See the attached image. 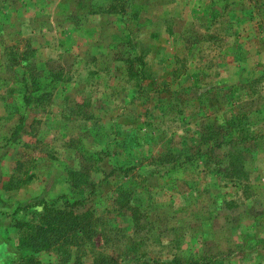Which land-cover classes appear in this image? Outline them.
Listing matches in <instances>:
<instances>
[{
  "label": "rangeland",
  "instance_id": "374dc122",
  "mask_svg": "<svg viewBox=\"0 0 264 264\" xmlns=\"http://www.w3.org/2000/svg\"><path fill=\"white\" fill-rule=\"evenodd\" d=\"M64 197L86 263L264 264V0H0V264H75L23 239Z\"/></svg>",
  "mask_w": 264,
  "mask_h": 264
},
{
  "label": "trees",
  "instance_id": "16d2710c",
  "mask_svg": "<svg viewBox=\"0 0 264 264\" xmlns=\"http://www.w3.org/2000/svg\"><path fill=\"white\" fill-rule=\"evenodd\" d=\"M208 146L207 151L211 155H207L209 162H214L217 169L222 172L223 163L225 164V173L229 175L232 180L238 178L239 180H244L248 177L247 171L244 169L243 165V152L237 151L235 149L229 150L224 158L212 155L220 149L223 145H231L232 138L224 136L207 137L202 139ZM211 143V144H210ZM203 156L202 151L194 157ZM178 158V159H177ZM172 159V160H170ZM180 156H174L172 154L163 156L164 161H180ZM192 158L188 156L186 161H190ZM227 161V162H226ZM185 163V162H184ZM124 169V168H123ZM126 169H129L126 167ZM236 180V181H239ZM85 205L84 200L70 201L67 198H60L59 200L53 202L52 204L44 203L42 205V211L39 212L41 215L39 222L36 225L29 224L30 230L25 233L24 241L28 247L39 248L42 250H56L60 253L62 249L69 250L67 246L72 243V245H77L76 250L69 253L70 259L72 256L75 258V264H119L117 260L108 254L102 253V260L98 263L96 259L92 263H86L83 259V254H86L84 246L87 244H94L93 239L97 236L96 231V219L94 212L91 210H82ZM27 207L26 209H29ZM137 221V220H136ZM78 247V248H77ZM67 253V252H64ZM61 254V253H60ZM14 264H52L45 263L41 261L39 257H36L34 253L26 254L20 259L16 260ZM54 264V263H53Z\"/></svg>",
  "mask_w": 264,
  "mask_h": 264
}]
</instances>
